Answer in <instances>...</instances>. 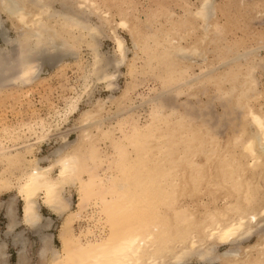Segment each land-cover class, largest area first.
<instances>
[{"label":"bare ground","instance_id":"obj_1","mask_svg":"<svg viewBox=\"0 0 264 264\" xmlns=\"http://www.w3.org/2000/svg\"><path fill=\"white\" fill-rule=\"evenodd\" d=\"M79 1L109 27L113 57L99 50L101 30L85 17L51 9L48 0H0V12L18 32L15 53L0 57V84L23 86L35 80L50 48L55 52L46 58L54 66L76 49L73 58L80 71L76 90L54 108L50 119L27 120L2 127L0 133V193L14 190L21 201L20 221L39 232L44 264H189L192 259L198 264H264V88L254 75V56L245 53L250 48L240 53L238 44L229 43L217 66L208 62L199 66L200 72L190 73V63L203 53L201 44L218 28L211 20L214 0H198L176 17L165 12L166 25L157 21L160 26L154 24V30L144 29L151 24L141 23L143 29L132 24L123 12L112 19L95 0ZM118 28L132 39L131 57ZM81 41L90 47L92 63L81 61ZM138 51L165 67L157 89H149L152 94L139 92L147 105L143 122L129 93L132 80L114 94L120 66L126 65L132 76ZM93 82L104 83L110 93L80 110ZM203 82L212 83L222 97L232 95L239 109L238 128L224 142L190 110L180 112L165 102L173 89L191 91ZM110 104L116 117L106 124L112 117H102ZM75 113L80 131L70 141L63 128ZM49 135L59 137L60 144L50 155H35L36 140ZM98 138L108 142L105 149ZM18 141H23L20 147L6 146ZM68 185L77 194L74 207L64 195ZM40 207L62 217L58 249L50 245L51 233L42 231L51 221ZM82 219L85 224L75 227ZM14 225L11 217L10 230ZM22 253L17 264L24 262Z\"/></svg>","mask_w":264,"mask_h":264},{"label":"rangeland","instance_id":"obj_2","mask_svg":"<svg viewBox=\"0 0 264 264\" xmlns=\"http://www.w3.org/2000/svg\"><path fill=\"white\" fill-rule=\"evenodd\" d=\"M48 1L52 4V5L50 4L51 9L53 8L55 10L69 9L75 14L85 17L89 23L98 25V27L100 28L99 30L102 31V32L100 31V34L103 33L102 35L99 34L100 36L97 35V38L99 37L98 41L100 44L99 50L101 52L106 53L107 55H110L111 57L114 56L113 50L115 46H114V41L111 38V33L109 32V27L106 24L105 26L103 25L104 23L100 20L98 14L96 13L94 14V12H92L91 10L87 11L85 8L82 9L81 6H79L80 5L79 0H51V1L48 0ZM95 1L100 6V8L102 7V10L106 9L111 12L112 19H118L122 14L120 12H123L124 15L127 14L126 16L130 19L129 22H131L132 24L139 25V27H141L142 29L144 25L146 26L151 24V26L149 27H144L145 30H148V28L150 29L151 27H152L151 29H153L154 24L155 27H159L160 26L159 24L163 25V23L164 25H166L165 23L166 21H164L165 20L164 18L166 17L165 16L166 13H171V14L174 13L173 16L176 17V15L185 13L184 10L186 8L188 7L192 8L195 4H197L198 0H103V1L95 0ZM159 9H161L162 11V12L160 11L161 13L157 11ZM153 13H155V16ZM132 15L134 16V18ZM211 20L214 23L216 22L215 25H217L218 28L220 27L219 31L218 28L214 30H217L221 34L216 33L217 31L216 32L213 31V33L210 34L208 38L207 37L205 38L204 42L201 44L203 53L200 54L193 63H190V68L188 72L198 73L200 72V68H201L199 66H201L202 64L205 65L208 62H211V64L214 63L217 66V64L220 62L219 59H222L221 58L222 54L226 52L225 47H227V45H230L229 43L232 44L236 43L238 44L237 45L238 51L240 53L243 52L244 49L250 48V51H246L245 53H249L254 56L253 63L256 65V68L254 70V75L258 80V87L260 89L264 88V0H214V12L212 14ZM157 21L159 22V24ZM141 23L143 24V26ZM106 26L108 27V29ZM117 31L119 32L120 35H122L125 38V44L127 48L126 53L129 57H131L135 49L133 47V42L130 35L121 28H118ZM75 34H78V32ZM17 37H18L17 29H15L13 25H11L10 19L7 18L5 13L1 11L0 12V54H1L0 57L1 58L3 57L6 58L10 53L13 52L15 53V51L17 50V44L15 45L16 43L15 40ZM7 38L8 39L10 38L9 39L10 42L8 41ZM5 39H7L9 43L8 42L6 43ZM69 39L71 38H69L68 36V40ZM209 39L211 40V42H208ZM57 40L59 41L60 39H56V41ZM216 40H218L219 42ZM213 41L216 44L212 43ZM83 42L81 41L77 43L79 44L77 45V48L80 50V55L82 57L81 61H83V63H92L91 60L93 56L91 55L92 53L90 51V47L87 45V42L84 43ZM204 43H206V45ZM220 47L223 48L221 49ZM73 49L74 48H72V55H71V50H69L71 56L69 54L64 56L61 62L58 63V65L54 66V61L53 60L49 61L47 60L48 58H46L47 54H51L55 52L50 48L49 50H51L52 52L50 51L51 52L50 53L49 51H47L48 53L46 52L47 54L45 53L46 55L41 59V68L38 72L37 75L38 77L30 83L23 84V86L22 85L17 86L14 83L8 84V82L0 84V133H2L3 131L2 129L4 127H9V126L16 127L18 125H22L23 122H27V120L30 121L32 119V121H34L35 118L37 120L39 117L48 119L49 115L53 112L54 108L63 105L64 98L73 94L80 81L79 78L80 71L78 67H76L77 65L74 61L75 59L73 58L74 57L73 52H75L76 49H74L75 51ZM4 50L9 53H6L5 55ZM203 56L204 58H202ZM227 56H230L229 52H227ZM146 58H147L146 54L142 53L141 51H138V57L133 60L136 70H134L132 76L128 74V72H126L127 71L126 65L120 66L119 70L121 72H119V75L116 79V83L118 85L117 88L114 90V94L118 95L121 92V89L125 87L126 83L131 82L132 80L134 87H132V89L129 90V93L131 94L132 99L136 102L135 104H137L136 105L137 107H135L136 111L138 113L140 111L139 113L140 122H143V119L145 118L143 116H145L144 114H146L147 112V108H146L147 105H144L145 103L142 104L140 100V93L144 92L146 94H152L153 91L151 92V90L159 86L161 79L160 76L165 72L164 71L165 67H163L158 60L156 61L155 58H151L149 62V60ZM217 61L218 63L216 64ZM199 84L195 86L193 89H191V91L190 90L186 92L183 91L182 93L179 90L178 93H176L177 91L173 89L171 92L167 93L166 96H164L165 102L168 105L175 107L180 112L191 111L190 113L193 114L192 117L195 116V120L200 119V121L203 122L206 121L208 125L212 127V130L216 131V133L220 136L221 141L224 142L227 139V137L230 134H232L235 128L236 129L238 128L237 125L240 123L239 120L241 118H239L240 117L239 109L238 107H236V103H235L236 101L232 97V95L231 96L229 95L227 97H222L219 94V91L215 92L216 88L212 83L203 82ZM93 85L94 87L91 96L90 97L84 96L83 100L79 103L80 110H84L87 107H90L91 104L94 103L98 97L105 98L108 96V93H110L109 90L104 88V83L93 82L92 86ZM140 102L142 105H139ZM107 108H109L110 111L108 110L106 113L103 112L102 119L105 120V118L108 116L107 115L108 113L110 114V118L111 117L112 118L111 119L109 118L110 120L106 121V124H108L110 121H113L114 118L116 117L114 112V110H116V107L113 104L112 105L110 104L108 105ZM235 108L238 110H236ZM192 111H194V113ZM44 115L46 116L44 117ZM77 116H78L77 113L69 116L68 121L65 123V126L63 128V130H67L66 135L68 140L70 141L76 139L80 131L78 128L79 125L76 120ZM70 127L71 129H69ZM29 141L33 142V140H29ZM22 142L23 141L7 143L6 146H9L10 149L12 147L13 148L20 147L21 144H23ZM59 142H61L60 138L57 137L56 135H49V137L47 136L45 138H41L40 140H36V143L33 148V153L37 156H43L48 154L50 155L52 150L55 149L56 146L60 144ZM98 144H100L102 149L103 148L105 149L108 145V142L105 139L103 141L101 139L100 141H98ZM46 162L47 161L41 163L45 164ZM1 168H2V164L0 162V169ZM101 168L102 167H100L99 169L97 168L96 170L97 171L101 170ZM64 195L70 198L72 202L71 206L74 207L75 203L77 202V194L75 191V187L72 185L66 186ZM9 206L13 207L15 211V215L17 217H20L21 201L14 198V190L8 192L1 191L0 236L2 239H4V241H7V239L8 241L10 240V236H4V233L6 231V225L8 222V216L6 214L7 212L6 210L7 207ZM40 213L44 217L50 216L52 221L49 226V229L46 230V232H49V234L51 233L50 234L51 247L58 249L60 244L57 239V232L59 225L62 221V217L59 218L51 214L45 207H40ZM80 221L81 220H78L77 222L75 221L74 226L79 228L82 225H84L86 222V221L84 222L83 219L81 222ZM22 227H23L22 225L20 226L18 225L14 229L18 231ZM24 235L27 240V244L25 245L27 251L25 252L24 255L26 258L23 256L24 258L23 264H44L45 263L44 259L39 256V253L37 251L40 246L38 235L27 227L24 229ZM253 240L254 239L252 238L250 242H252ZM223 247L224 246H219V249H222ZM12 250H13L12 246L11 245L7 246L6 244L5 251L8 254L6 258L7 263L17 264L18 257L12 253ZM189 264H198V262L196 259H192L189 261Z\"/></svg>","mask_w":264,"mask_h":264},{"label":"crops","instance_id":"obj_3","mask_svg":"<svg viewBox=\"0 0 264 264\" xmlns=\"http://www.w3.org/2000/svg\"><path fill=\"white\" fill-rule=\"evenodd\" d=\"M15 199H18L17 197H15ZM19 200V199H18ZM20 201V200H19ZM12 208V209H11ZM11 209V212L12 211H14V208L13 207H11V206H9V207H7V212H6V214H7V216H8V222H7V225H6V231H5V233H4V236H10V240L8 241V239H7V241H4V239H2L1 238V236H0V264H1V261H5V264H8L7 263V252L5 251V248H6V244H7V246L8 245H11L12 246V253L15 255V256H17L18 258H19V255L22 253V254H25V252L27 251V249H26V247H25V245L27 244V240H26V237H25V235H24V229L27 227V228H29L31 231H33L32 229H31V227H28V226H26L22 221H20V217H17L16 215H15V211L14 212H12L13 214H11L10 213V211H8V210H10ZM47 209V208H46ZM48 210V209H47ZM49 211V210H48ZM50 212V211H49ZM51 213V212H50ZM11 214V215H10ZM52 214V213H51ZM13 217L14 218V226H13V228L11 227V229L12 230H10V228L8 227L9 226V221H10V219H11V217ZM54 215V214H53ZM47 218H48V220H49V222L50 221H52L51 220V218H50V216H46ZM10 218V219H9ZM46 218V219H47ZM50 224L51 223H49V226H50ZM13 225V224H12ZM20 226V225H22L23 227L20 229V230H15L14 228L16 227V226ZM49 229V227H48V225H46L45 226V228H43L42 229V231L43 232H46V230H48ZM34 233H35V231H33ZM49 232H46V234H48ZM36 234L38 235V237H39V241H40V243H41V240H40V234H39V232H36ZM51 236V235H50ZM38 251V250H37ZM18 260V259H17Z\"/></svg>","mask_w":264,"mask_h":264}]
</instances>
